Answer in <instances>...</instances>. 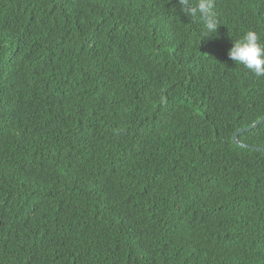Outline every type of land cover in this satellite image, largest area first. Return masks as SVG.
<instances>
[{
  "label": "trees",
  "instance_id": "obj_1",
  "mask_svg": "<svg viewBox=\"0 0 264 264\" xmlns=\"http://www.w3.org/2000/svg\"><path fill=\"white\" fill-rule=\"evenodd\" d=\"M214 11L0 0V264H264V153L232 141L264 76L228 59L264 0Z\"/></svg>",
  "mask_w": 264,
  "mask_h": 264
},
{
  "label": "clouds",
  "instance_id": "obj_2",
  "mask_svg": "<svg viewBox=\"0 0 264 264\" xmlns=\"http://www.w3.org/2000/svg\"><path fill=\"white\" fill-rule=\"evenodd\" d=\"M178 4L191 21L202 24L203 38H211L218 33L220 22L214 11L215 0H178ZM228 59L243 65L257 77L264 76V43L259 34L249 30L242 38L233 41L228 50Z\"/></svg>",
  "mask_w": 264,
  "mask_h": 264
},
{
  "label": "water",
  "instance_id": "obj_3",
  "mask_svg": "<svg viewBox=\"0 0 264 264\" xmlns=\"http://www.w3.org/2000/svg\"><path fill=\"white\" fill-rule=\"evenodd\" d=\"M262 124H264V117H262L260 120H258L257 122H255L254 124H252L249 127H246V128H243V129H239L238 131H236L233 134V137H232L233 143L235 145L239 146V147H242V148L252 149V150L264 153V148L257 147V146H251V145H248V144H245V143H242V142L239 141V136L241 134H243L245 132H248V131H251L253 129H256Z\"/></svg>",
  "mask_w": 264,
  "mask_h": 264
},
{
  "label": "bare ground",
  "instance_id": "obj_4",
  "mask_svg": "<svg viewBox=\"0 0 264 264\" xmlns=\"http://www.w3.org/2000/svg\"><path fill=\"white\" fill-rule=\"evenodd\" d=\"M118 49V48H117ZM117 53V52H116ZM109 92V91H108ZM108 97V96H107Z\"/></svg>",
  "mask_w": 264,
  "mask_h": 264
}]
</instances>
